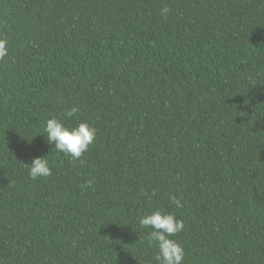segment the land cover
Instances as JSON below:
<instances>
[{
  "label": "trees",
  "instance_id": "16d2710c",
  "mask_svg": "<svg viewBox=\"0 0 264 264\" xmlns=\"http://www.w3.org/2000/svg\"><path fill=\"white\" fill-rule=\"evenodd\" d=\"M0 38V264H156V210L184 264H264V0H0Z\"/></svg>",
  "mask_w": 264,
  "mask_h": 264
},
{
  "label": "clouds",
  "instance_id": "9594fccd",
  "mask_svg": "<svg viewBox=\"0 0 264 264\" xmlns=\"http://www.w3.org/2000/svg\"><path fill=\"white\" fill-rule=\"evenodd\" d=\"M169 11L170 9L165 7L161 9V15L164 16ZM7 55L8 41L0 38V59L5 58ZM77 111L76 107H72L66 115L71 118ZM44 132L47 144L54 145L55 150L70 156L73 160L81 159L96 138V129L87 122H81L73 127L66 125L55 117L46 121ZM25 165L33 180L48 177L52 174L48 156L34 157L30 165ZM91 183L89 181L88 186H91ZM170 200L177 206H182L176 197H170ZM139 224L142 228L151 229L147 239L150 244H155L158 250L154 256L156 264H184L185 250L183 246L178 241L171 239V237L184 229V222L182 220L177 219L173 213L156 210L142 216L139 219Z\"/></svg>",
  "mask_w": 264,
  "mask_h": 264
}]
</instances>
